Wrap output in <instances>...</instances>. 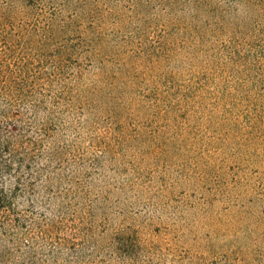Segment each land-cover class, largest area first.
Listing matches in <instances>:
<instances>
[{"label":"rangeland","instance_id":"obj_1","mask_svg":"<svg viewBox=\"0 0 264 264\" xmlns=\"http://www.w3.org/2000/svg\"><path fill=\"white\" fill-rule=\"evenodd\" d=\"M0 48L47 264H264V0H0Z\"/></svg>","mask_w":264,"mask_h":264},{"label":"trees","instance_id":"obj_2","mask_svg":"<svg viewBox=\"0 0 264 264\" xmlns=\"http://www.w3.org/2000/svg\"><path fill=\"white\" fill-rule=\"evenodd\" d=\"M24 1L34 9L42 4V0ZM26 60H13L0 48V264H47L45 257L64 242L58 219L47 214L51 200L38 195L41 170L45 169L39 166L42 144L32 136L17 135L16 105L35 92ZM21 199L27 200L26 207H21ZM54 231L58 232L57 240ZM48 245L53 250L49 247L45 251Z\"/></svg>","mask_w":264,"mask_h":264}]
</instances>
